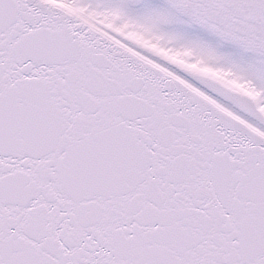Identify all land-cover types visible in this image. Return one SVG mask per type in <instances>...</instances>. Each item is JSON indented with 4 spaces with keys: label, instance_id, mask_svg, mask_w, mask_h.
I'll return each instance as SVG.
<instances>
[{
    "label": "snow or ice",
    "instance_id": "obj_1",
    "mask_svg": "<svg viewBox=\"0 0 264 264\" xmlns=\"http://www.w3.org/2000/svg\"><path fill=\"white\" fill-rule=\"evenodd\" d=\"M138 8L0 0V264H264V0Z\"/></svg>",
    "mask_w": 264,
    "mask_h": 264
},
{
    "label": "rangeland",
    "instance_id": "obj_2",
    "mask_svg": "<svg viewBox=\"0 0 264 264\" xmlns=\"http://www.w3.org/2000/svg\"><path fill=\"white\" fill-rule=\"evenodd\" d=\"M137 2L140 5V8H138L137 11L160 10L167 8V0H137ZM169 30L187 38L198 39L210 44L211 46L215 47L222 55L230 56L236 60L248 59L247 55L235 48V46L223 41H219L216 37L199 28V26L190 25L186 22H180L172 25Z\"/></svg>",
    "mask_w": 264,
    "mask_h": 264
}]
</instances>
